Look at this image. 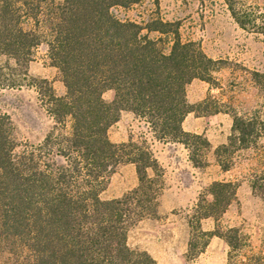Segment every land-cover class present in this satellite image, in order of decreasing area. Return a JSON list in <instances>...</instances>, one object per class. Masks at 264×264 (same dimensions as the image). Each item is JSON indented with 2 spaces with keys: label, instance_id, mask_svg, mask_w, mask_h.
I'll return each mask as SVG.
<instances>
[{
  "label": "trees",
  "instance_id": "1",
  "mask_svg": "<svg viewBox=\"0 0 264 264\" xmlns=\"http://www.w3.org/2000/svg\"><path fill=\"white\" fill-rule=\"evenodd\" d=\"M141 0H0V88L35 87L53 127L39 143L22 140L10 115L0 110V264H156L144 249L130 246L129 230L157 215L163 175L153 143H180L196 167L210 147L203 134L185 131L187 114H210L191 103L187 85L213 81L217 60L196 41H183L179 22L121 20L111 11ZM237 23L253 27L258 17L226 0ZM259 31L264 33V16ZM147 32H159L152 38ZM169 41L168 49L165 42ZM45 45L66 92L29 73L35 50ZM107 89L114 98H104ZM129 111L143 120L150 141L131 137L116 143L109 128ZM228 142L220 157L243 148L264 131V120L232 114ZM67 121L69 122L67 124ZM132 163L138 184L122 196L103 199L110 176ZM237 183L213 181L212 200L196 206L187 257L201 252L211 236L239 246V229L204 231L201 220H216L236 198ZM254 185L253 187H255ZM196 238L203 244L197 248Z\"/></svg>",
  "mask_w": 264,
  "mask_h": 264
},
{
  "label": "rangeland",
  "instance_id": "2",
  "mask_svg": "<svg viewBox=\"0 0 264 264\" xmlns=\"http://www.w3.org/2000/svg\"><path fill=\"white\" fill-rule=\"evenodd\" d=\"M232 1L238 8L247 9L253 17H258L253 27L242 28L232 16L226 0H141L127 7L113 6L111 11L121 20L140 24L157 18L179 22L182 40L200 43L203 50L217 60L212 82L194 79L187 85L188 100L195 104L203 103L211 112L207 115L227 112L231 118L233 113H237L245 117L257 115L264 120V33L259 31L260 15L264 16V0ZM144 33L152 38L168 37L154 31L144 30ZM165 46L168 49V40ZM29 73L48 79L58 95L65 94L60 71L50 64L45 45L35 50ZM114 94L113 89H107L104 98L111 101ZM0 110L10 115L18 137L32 143L41 142L54 125L35 87L0 88ZM147 129L143 120L136 121L131 112L122 111L119 120L109 128V136L116 143L124 142L122 140L126 137L127 141L132 137L136 141L147 138L149 142L151 134ZM260 134L249 137L246 147L233 148L220 157L230 166L238 167L242 177L251 180L253 193L243 200L236 197L218 220L214 217L201 220L204 231H213L217 227L223 231L238 228L239 246L231 249L225 239L213 235L195 257L186 256L195 226L196 206H204L212 200L210 186L213 181L209 182L217 176L214 170L208 173L203 168L209 159H213V152L216 156V148L213 152L211 146L203 149V166L190 169L182 164L188 150L172 145L165 149L154 147L160 165L164 166L158 181L160 192L180 180L190 186L194 197L188 201L163 202L162 210L166 212L161 215L159 193L157 215L143 218L156 222L153 227L155 237L146 236L145 241L137 244L142 238L141 233L146 230L144 226H135L130 232V244L147 249L155 257L156 264H264V131ZM137 184L135 165L122 163L110 176L101 197H120ZM194 242L200 248L203 239L196 238Z\"/></svg>",
  "mask_w": 264,
  "mask_h": 264
},
{
  "label": "crops",
  "instance_id": "3",
  "mask_svg": "<svg viewBox=\"0 0 264 264\" xmlns=\"http://www.w3.org/2000/svg\"><path fill=\"white\" fill-rule=\"evenodd\" d=\"M132 117L138 121L139 118H137L133 113ZM264 118V114H263ZM233 120L229 113L227 112H218L212 115H195L192 112L187 114L185 119L183 120L182 127L185 131L203 134L209 141L211 148L214 149L221 145L228 142V138L231 134V127H232ZM127 141V137L123 138L122 141ZM169 145L175 146H181L183 150H187L182 144L180 143H171V142H158L155 141L152 145L154 154L156 158L159 161V157L157 155L156 149L154 147H160V149H165ZM159 149V150H160ZM186 157L183 160L184 162L182 164L187 165L190 169H197L198 167L194 166L191 160L189 159L188 151H186ZM164 168V166H162ZM203 170H207L208 173L210 171H215V176L213 177L209 184H211L212 181H232L237 182V190H236V197L239 200L247 199L249 195L253 193L252 183L251 180L242 177L240 175L239 169L236 166L231 165L229 169L224 170L221 165L218 163L216 156L213 152V159L208 160V164L203 168ZM240 175V176H239ZM192 176V175H191ZM161 195V204L159 208V214L162 215V213H165V210H162V203L165 201H188L193 199V192L190 189V186L184 184L183 182L176 181L171 186H169L167 189H164L162 192H160ZM173 208V207H171ZM144 226V230H146L145 233H141V240L137 242V244H140L142 241H145L146 236H150L151 239L155 237L154 235V229L153 227L156 224L153 220L150 219H141L139 220L130 230L128 233V242L130 244V232L135 226ZM151 232V233H150ZM135 244V245H137ZM134 245V246H135ZM130 246L133 247V244H130ZM147 250V249H146ZM148 251V250H147ZM149 252V251H148ZM150 253V252H149ZM151 254V253H150ZM152 255V254H151ZM153 256V255H152ZM154 257V256H153ZM155 258V257H154Z\"/></svg>",
  "mask_w": 264,
  "mask_h": 264
}]
</instances>
